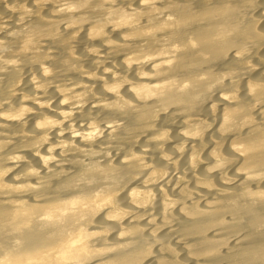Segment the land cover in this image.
I'll use <instances>...</instances> for the list:
<instances>
[{
	"label": "bare ground",
	"instance_id": "6f19581e",
	"mask_svg": "<svg viewBox=\"0 0 264 264\" xmlns=\"http://www.w3.org/2000/svg\"><path fill=\"white\" fill-rule=\"evenodd\" d=\"M0 264H264V0H0Z\"/></svg>",
	"mask_w": 264,
	"mask_h": 264
}]
</instances>
